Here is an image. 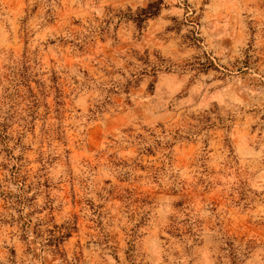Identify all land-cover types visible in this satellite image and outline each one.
<instances>
[{
    "label": "rangeland",
    "instance_id": "374dc122",
    "mask_svg": "<svg viewBox=\"0 0 264 264\" xmlns=\"http://www.w3.org/2000/svg\"><path fill=\"white\" fill-rule=\"evenodd\" d=\"M0 264H264V0H0Z\"/></svg>",
    "mask_w": 264,
    "mask_h": 264
}]
</instances>
